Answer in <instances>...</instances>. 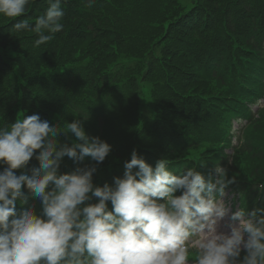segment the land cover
Returning <instances> with one entry per match:
<instances>
[{
	"label": "trees",
	"instance_id": "obj_1",
	"mask_svg": "<svg viewBox=\"0 0 264 264\" xmlns=\"http://www.w3.org/2000/svg\"><path fill=\"white\" fill-rule=\"evenodd\" d=\"M46 2H33L23 15L32 28L46 13ZM60 2L63 30L39 47L34 32L17 33L0 24V129L23 114L48 117L63 128L81 121L111 146L97 166V182L110 178L130 150L179 167L185 160L207 172L214 163L210 176L222 168L226 179L241 189L247 178H260L241 172L257 164L264 167L261 152L246 144L230 163L224 150L226 120L239 112L253 86L262 91L257 80L264 69V0ZM124 78L136 79L151 98L149 83L154 81L158 110L140 116L134 92L118 81ZM194 88L216 90L225 100L224 115L214 127L201 131L188 108L168 101ZM263 117L264 107L251 125V133L262 136V142L264 129H256ZM177 128L183 135L175 133ZM257 188L251 184L250 189Z\"/></svg>",
	"mask_w": 264,
	"mask_h": 264
},
{
	"label": "clouds",
	"instance_id": "obj_2",
	"mask_svg": "<svg viewBox=\"0 0 264 264\" xmlns=\"http://www.w3.org/2000/svg\"><path fill=\"white\" fill-rule=\"evenodd\" d=\"M28 2L0 0V14L21 17ZM63 16L56 0L34 28L25 19L13 29L37 34L39 47L63 30ZM61 132L76 142L57 149ZM37 151L40 167L16 175ZM110 152L107 142L86 135L81 121L61 130L33 114L0 129V162L7 165L0 173V264H264V209L238 210L231 215L230 232L218 231L227 209L217 195L231 183L222 168L214 181L195 169L177 176L165 159L153 168L133 150L115 188L94 186L96 165L59 173L65 157L102 164ZM25 185L40 202L41 216L17 213V200H28ZM93 197L98 203H88Z\"/></svg>",
	"mask_w": 264,
	"mask_h": 264
},
{
	"label": "rangeland",
	"instance_id": "obj_3",
	"mask_svg": "<svg viewBox=\"0 0 264 264\" xmlns=\"http://www.w3.org/2000/svg\"><path fill=\"white\" fill-rule=\"evenodd\" d=\"M258 124H259V128L258 129H256L257 130V132H259V131H263L262 129H264V117L258 122ZM240 160H245V162H252L251 164H256V161L255 160H253V159H249L248 157H242L241 156V159ZM262 161V160H261ZM259 164H257V166H258ZM217 201L218 202H222L223 203V205H224V207L227 209V214L225 215V220H226V217L229 215V211H230V208H229V203H228V197H226V193H225V195H223V196H221V197H219L218 199H217ZM230 223H227V225H229Z\"/></svg>",
	"mask_w": 264,
	"mask_h": 264
},
{
	"label": "bare ground",
	"instance_id": "obj_4",
	"mask_svg": "<svg viewBox=\"0 0 264 264\" xmlns=\"http://www.w3.org/2000/svg\"><path fill=\"white\" fill-rule=\"evenodd\" d=\"M221 221H223V220L221 219ZM230 230L231 229L229 227H223L221 229H218V231L223 232V233H229Z\"/></svg>",
	"mask_w": 264,
	"mask_h": 264
}]
</instances>
